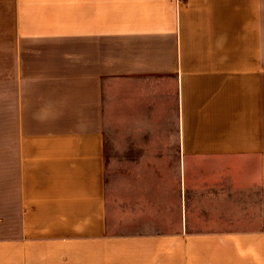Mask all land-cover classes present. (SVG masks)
Listing matches in <instances>:
<instances>
[{"label": "crops", "instance_id": "1", "mask_svg": "<svg viewBox=\"0 0 264 264\" xmlns=\"http://www.w3.org/2000/svg\"><path fill=\"white\" fill-rule=\"evenodd\" d=\"M10 17L19 81L47 103L2 149L9 264H264V0H0ZM108 85L175 125L160 140L199 204L176 229L109 235Z\"/></svg>", "mask_w": 264, "mask_h": 264}, {"label": "rangeland", "instance_id": "2", "mask_svg": "<svg viewBox=\"0 0 264 264\" xmlns=\"http://www.w3.org/2000/svg\"><path fill=\"white\" fill-rule=\"evenodd\" d=\"M176 2L180 4L183 0ZM15 29L12 17L0 18V264H9L7 248L2 243L7 234L2 149L25 136L21 126L24 118L18 114L40 105L45 107L47 103L45 100L39 102L35 100V95H31L45 87L22 85L19 81V71L13 66L18 61L16 47L19 40ZM48 43L50 41L47 40L23 42L21 45H31V50L37 52L19 56L25 63L28 60L33 63L43 60L44 46ZM113 88L108 85L103 96L106 117L104 132L108 148L104 180L109 235H144L166 232L168 227L176 229L181 209L186 207V210L196 213L199 204L196 186L185 192L179 172L174 170L181 163L176 141L160 140L162 136H171L175 125L154 123L149 113L145 117L144 110L136 111L128 104L124 86L123 93L119 95L115 94V90L113 93ZM128 97L138 98L134 94ZM169 113L168 109L167 121L172 120ZM33 262L42 264L40 261Z\"/></svg>", "mask_w": 264, "mask_h": 264}]
</instances>
